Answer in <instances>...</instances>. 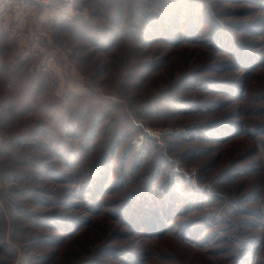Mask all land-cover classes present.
I'll return each mask as SVG.
<instances>
[{
  "label": "rangeland",
  "instance_id": "374dc122",
  "mask_svg": "<svg viewBox=\"0 0 264 264\" xmlns=\"http://www.w3.org/2000/svg\"><path fill=\"white\" fill-rule=\"evenodd\" d=\"M178 2L185 0H76L49 27L20 15L29 22L7 39L11 51L0 38V264H126L112 247L132 251L139 264H264V132H254L264 125V8L195 0L193 11L215 20L195 21L196 40L143 45L147 17L160 19ZM213 31L229 46L215 43ZM240 50L258 66L234 69ZM226 82L240 94L220 93ZM211 102L220 105L206 111ZM227 120L243 132L222 140L199 129ZM156 164L148 191L159 185L164 195L173 173L195 193L191 201L202 197L183 202L189 212L176 217H210L199 238L182 239L176 227L129 235L109 214L145 188ZM90 182L98 204L89 209L76 193ZM59 216L89 221L62 238L51 225ZM262 236L246 258L248 242Z\"/></svg>",
  "mask_w": 264,
  "mask_h": 264
},
{
  "label": "trees",
  "instance_id": "16d2710c",
  "mask_svg": "<svg viewBox=\"0 0 264 264\" xmlns=\"http://www.w3.org/2000/svg\"><path fill=\"white\" fill-rule=\"evenodd\" d=\"M251 3H255L257 5H261L262 3L260 0H245ZM195 0H185V2H178L181 3L182 7L175 8V4L172 3L170 11H166L162 18L158 19L154 15L152 17H147L146 27L145 29L139 30V33L142 34L141 42L143 45H147L148 39L152 38L151 42L148 43H154L159 41H165L167 43H173L178 44L184 41H188L189 37L191 40H196L199 36V23H195L196 20H200L201 23H205V20H213L215 22L214 17L211 16L209 13L208 15H205L206 12L200 11L199 13H195L193 11V7L195 5ZM264 2V1H263ZM194 3V4H193ZM264 8V3L262 4ZM187 8L186 13L184 14V19L186 22H183L182 31H177V28L179 27L178 23H174L173 19L179 15V17L182 15L183 9ZM187 15V16H186ZM212 22V23H213ZM245 26V25H244ZM238 28H240L238 26ZM250 29V28H249ZM215 30V29H214ZM252 30V29H251ZM253 31V30H252ZM219 32V31H218ZM218 32L213 31L210 33L212 36H217V38L214 37L213 41L215 43L222 45V47L229 46V43L227 41H223L224 36L222 33L218 35ZM222 37V39H221ZM174 40V41H173ZM224 42V43H223ZM227 43V44H226ZM227 46V47H228ZM220 47V46H218ZM231 52L234 51V48L229 49ZM233 50V51H232ZM235 63L232 65L234 69L241 68L244 66L246 69L254 68L257 65L255 62L256 60L252 58L248 53H245L243 50L236 51L235 53ZM244 64V65H242ZM231 66V65H229ZM232 68V69H233ZM219 92L222 93H229V94H240L239 93V87L238 83H227L219 84ZM231 86V87H230ZM172 100L179 103L182 100L172 96ZM185 105V104H182ZM219 103L211 102V103H203V107H205L206 111H211L214 108L219 107ZM242 123H233L231 121L227 122L225 121H219L215 123H211V125H205L200 130H205L206 136H212L213 133L215 135L217 133L221 134V139L225 140L227 139V134H231L232 136L235 135L233 133L238 132V134L243 132ZM262 131L264 132V125L258 126L254 129V132ZM219 137V136H218ZM160 167L156 164L153 165L149 175L148 179L145 183V188L142 187L140 189H136V191L129 192V194L125 195L121 201L118 202V206L114 208V210L110 211L109 214L111 217L116 218L120 221V223L127 226L129 230V235L138 234L140 237L143 238H153V237H159L166 233H168L171 228H175L173 230L174 234H177L178 236L182 237V239H189L194 240L195 238H199V233L202 232V230L208 228L211 221H209L210 217H190L187 220H183L181 223L176 222V217L181 215L180 210L184 209V213H188L187 210L188 207L183 206V202L187 204V202L191 201V196L195 193L188 192V185H183V182L181 183L179 180H176V174L170 173L168 174L167 180L169 181L168 189L165 190V194H161V192H158V186L154 185L153 189L151 191H148L147 188H150L152 186V182L159 177L160 173ZM166 180V181H167ZM156 187V188H155ZM82 192H85L87 194L88 199H84L85 194ZM77 196L79 198H83L80 203L88 202L89 209L92 205L98 204L97 202V194L94 191V185L93 182H90L88 188L81 189L79 191ZM158 194L162 195L161 197H158ZM199 196V195H198ZM251 196L247 195L245 196V199H250ZM74 197H66L64 201V205H71V202L69 200H73ZM200 201H198V200ZM196 200L198 201L197 204L202 203V197H198ZM204 199V197H203ZM181 201V202H180ZM180 202V203H179ZM85 204V203H84ZM87 208V210H89ZM249 212L253 213V210H249ZM182 214V215H183ZM89 220L81 217V216H75L72 219L68 218H62L59 216V219H55L51 222V225L54 226L59 232L62 233L63 236H60L62 238L64 237H71L75 235L76 232L80 230V227L84 225L85 222ZM199 235V236H198ZM209 235V234H208ZM204 240L205 238H201V240ZM263 239V236L261 238L251 239L248 242V245L250 247L246 246V249H244V253L246 258H251L252 254H254V249L257 248V245L259 242H261ZM113 251L112 255L115 259L124 261L126 264H139L140 259L135 254H132V251H124L120 250L118 248L112 247L111 249ZM115 251L119 254H115ZM106 252V250H105Z\"/></svg>",
  "mask_w": 264,
  "mask_h": 264
},
{
  "label": "built area",
  "instance_id": "2783aa9c",
  "mask_svg": "<svg viewBox=\"0 0 264 264\" xmlns=\"http://www.w3.org/2000/svg\"><path fill=\"white\" fill-rule=\"evenodd\" d=\"M75 6L76 0H0V9L19 13L44 28L60 22Z\"/></svg>",
  "mask_w": 264,
  "mask_h": 264
},
{
  "label": "crops",
  "instance_id": "0c3cea01",
  "mask_svg": "<svg viewBox=\"0 0 264 264\" xmlns=\"http://www.w3.org/2000/svg\"><path fill=\"white\" fill-rule=\"evenodd\" d=\"M20 15L21 14L16 12H9L0 9V38L3 37L5 43L8 42L7 39L13 38V36L15 35V31H21L22 28L26 27L25 25L27 24V22H29L27 19L21 17ZM10 44V42L7 43L6 48L8 47L11 51V48L13 49V46H11Z\"/></svg>",
  "mask_w": 264,
  "mask_h": 264
}]
</instances>
